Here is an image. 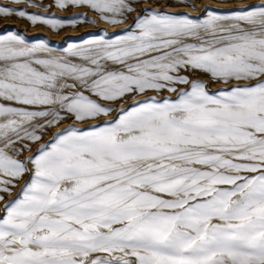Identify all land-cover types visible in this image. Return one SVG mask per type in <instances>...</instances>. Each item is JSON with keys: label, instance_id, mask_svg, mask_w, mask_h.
<instances>
[{"label": "snow or ice", "instance_id": "6c2138e0", "mask_svg": "<svg viewBox=\"0 0 264 264\" xmlns=\"http://www.w3.org/2000/svg\"><path fill=\"white\" fill-rule=\"evenodd\" d=\"M54 2L110 24L135 11ZM143 11L122 35L62 52L0 34V264H264V3L205 6L203 18ZM12 15L53 30L91 22L0 5ZM113 112L40 143L69 118Z\"/></svg>", "mask_w": 264, "mask_h": 264}, {"label": "rangeland", "instance_id": "374dc122", "mask_svg": "<svg viewBox=\"0 0 264 264\" xmlns=\"http://www.w3.org/2000/svg\"><path fill=\"white\" fill-rule=\"evenodd\" d=\"M192 4L196 7H191L188 3H182L181 0H132L135 11L128 15L126 21L120 24H110L103 21L99 15L93 10L86 7H73L61 9L55 5L54 0H31V4L28 2L23 3H12L11 0H0V5H8L12 8L26 9L29 13H35L46 17H55L63 20L76 19L80 14H85L88 21L91 22H79L75 26H65L59 30H53L47 25L42 23L32 24L26 18H19L16 15L9 17L0 16V34H6L8 31L15 30L18 34L22 35L25 40L29 43H35L40 40H44L50 48L57 52H62L64 48L70 44H79L88 39L94 38L97 35L103 36L105 33L108 34L106 38H114L115 36L122 35L133 23L134 18L137 15L145 14L143 10L153 9L160 12H168L173 14H189L193 18H203L204 8L208 6L212 10L220 11L221 13L227 10L242 8L252 4L264 3V0H191ZM37 5V6H31ZM190 76L191 79H201L207 85L211 92H215L220 88H227L229 85H224L219 82H213L207 75L202 73H183ZM235 83V81L233 82ZM184 87V86H181ZM147 95H157V93L149 92ZM160 96H172L175 98V94L162 92ZM134 99L142 100L143 96H137ZM131 103V98L128 103H117L111 105L112 107L119 109L121 106L127 108ZM116 113L113 112L107 117H101L100 120L87 121L80 123L72 120L71 118L65 120L58 127L53 128L47 135L43 137L40 143L50 140L52 133L60 131L68 125L86 129L89 125L99 124L103 120H110L115 118ZM38 144L32 145V151H24L19 158L25 159L35 153ZM27 179V177H25ZM24 181H20L17 186L13 189L12 196H6V200H12L16 194L20 191V185ZM0 202V207H2Z\"/></svg>", "mask_w": 264, "mask_h": 264}]
</instances>
